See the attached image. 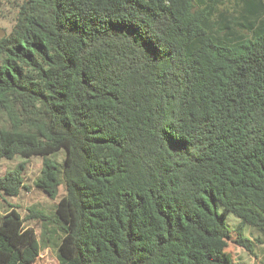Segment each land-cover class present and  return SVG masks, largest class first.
I'll return each mask as SVG.
<instances>
[{
    "label": "trees",
    "instance_id": "16d2710c",
    "mask_svg": "<svg viewBox=\"0 0 264 264\" xmlns=\"http://www.w3.org/2000/svg\"><path fill=\"white\" fill-rule=\"evenodd\" d=\"M17 156L44 158L48 195L62 175L59 264L255 256L226 219L264 237V0H23L0 37V162ZM40 251L18 211L0 219V264Z\"/></svg>",
    "mask_w": 264,
    "mask_h": 264
},
{
    "label": "rangeland",
    "instance_id": "374dc122",
    "mask_svg": "<svg viewBox=\"0 0 264 264\" xmlns=\"http://www.w3.org/2000/svg\"><path fill=\"white\" fill-rule=\"evenodd\" d=\"M23 0H0V37L9 35L16 23L18 11ZM48 159L57 162L62 168L66 158L64 149L47 156ZM43 157L23 159L19 156L13 160H2L0 162V177L5 176L24 164V185L17 197H0V219L11 210L18 211L25 219V225L35 231L41 244L40 255L32 264H59L57 258V246L64 236V224L56 216V208L62 197L65 196V185L62 175L58 174L60 186L54 195H48L36 183L41 177L43 169ZM32 211L40 212L47 217L28 219ZM230 230L242 229L244 235L255 243L256 255H251L242 247L229 243L227 252L232 255L234 264H264V237L261 231L233 214L226 219ZM236 236V235H235ZM234 236V237H235Z\"/></svg>",
    "mask_w": 264,
    "mask_h": 264
}]
</instances>
